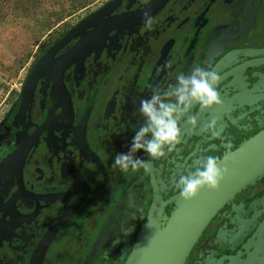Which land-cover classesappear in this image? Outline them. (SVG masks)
<instances>
[{"label": "flooded vegetation", "instance_id": "1", "mask_svg": "<svg viewBox=\"0 0 264 264\" xmlns=\"http://www.w3.org/2000/svg\"><path fill=\"white\" fill-rule=\"evenodd\" d=\"M150 1L122 0L105 19ZM151 21L111 28L67 59L80 37L70 39L22 105L35 63L80 21L33 64L0 128V264H124L151 207L169 217L179 176L207 155L228 170L222 202L183 264H264V0H166ZM195 67L219 73L221 104L193 105L185 120L197 125L181 123L165 158L139 150L144 168H114L144 122L140 99Z\"/></svg>", "mask_w": 264, "mask_h": 264}, {"label": "water", "instance_id": "2", "mask_svg": "<svg viewBox=\"0 0 264 264\" xmlns=\"http://www.w3.org/2000/svg\"><path fill=\"white\" fill-rule=\"evenodd\" d=\"M122 0H112L105 4L94 14L84 18L74 26L62 39L51 47L33 66L23 86V101L31 91L34 81L42 74V68L47 61L53 58L56 51L70 39L80 37L78 44L72 48L66 58L80 50H85L84 55L92 49L95 37L102 41L111 28L120 29L123 25H140L145 23L144 13L150 17L157 13L166 0H151L142 10L117 15L108 19L109 15ZM133 0H129L128 6ZM127 6V7H128ZM99 25L91 31L86 30ZM264 133L259 136L263 143ZM264 146V143H263ZM256 154L264 155L263 149H256ZM263 157H259L258 160ZM264 160V159H263ZM222 185L220 182L219 187ZM216 190L202 189L191 201L185 202L180 196L174 199L176 207L169 217L163 213L161 204H154L148 214L133 250L124 264H183L190 249L199 236L202 228L210 216L222 202ZM42 249V247H41Z\"/></svg>", "mask_w": 264, "mask_h": 264}, {"label": "clouds", "instance_id": "3", "mask_svg": "<svg viewBox=\"0 0 264 264\" xmlns=\"http://www.w3.org/2000/svg\"><path fill=\"white\" fill-rule=\"evenodd\" d=\"M145 23L151 25V17L144 13ZM220 75L210 68L195 67L190 74H180L176 83L167 91H153L150 98L140 99L138 112L144 122L131 141L127 153H118L113 159V167L121 172L136 171L145 167V161L135 154L143 150L153 160H161L175 151L181 142V123L193 127L197 125L195 115L185 120L193 105L200 109H210L221 104L216 86ZM215 121H213L214 125ZM220 157L207 155L194 160L187 173H181L176 185L180 198L193 200L207 188L216 190L227 174V168L219 167Z\"/></svg>", "mask_w": 264, "mask_h": 264}, {"label": "rangeland", "instance_id": "4", "mask_svg": "<svg viewBox=\"0 0 264 264\" xmlns=\"http://www.w3.org/2000/svg\"><path fill=\"white\" fill-rule=\"evenodd\" d=\"M42 12L25 18H11L0 23V128L6 116L17 103L21 87L35 61L42 52L65 31L109 0H97L49 29L44 25L51 8L60 0H42ZM53 10V9H52Z\"/></svg>", "mask_w": 264, "mask_h": 264}, {"label": "trees", "instance_id": "5", "mask_svg": "<svg viewBox=\"0 0 264 264\" xmlns=\"http://www.w3.org/2000/svg\"><path fill=\"white\" fill-rule=\"evenodd\" d=\"M57 8H51L45 19V29H49L64 18L86 9L97 0H60ZM42 0H0V23H5L11 18H25L37 12H42ZM49 3V1H44ZM53 9V10H52Z\"/></svg>", "mask_w": 264, "mask_h": 264}]
</instances>
